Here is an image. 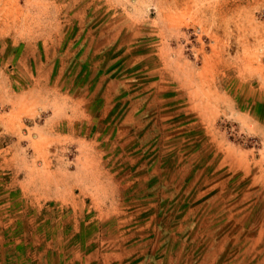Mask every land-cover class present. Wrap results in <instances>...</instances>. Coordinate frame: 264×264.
<instances>
[{
  "label": "rangeland",
  "instance_id": "1",
  "mask_svg": "<svg viewBox=\"0 0 264 264\" xmlns=\"http://www.w3.org/2000/svg\"><path fill=\"white\" fill-rule=\"evenodd\" d=\"M0 264H264V0H0Z\"/></svg>",
  "mask_w": 264,
  "mask_h": 264
}]
</instances>
